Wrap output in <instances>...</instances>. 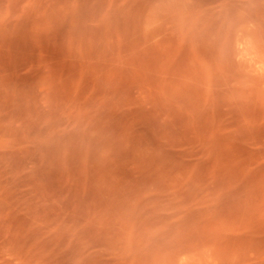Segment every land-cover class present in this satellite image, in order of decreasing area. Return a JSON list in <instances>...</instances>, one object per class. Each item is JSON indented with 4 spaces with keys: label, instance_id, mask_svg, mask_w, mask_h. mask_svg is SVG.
I'll list each match as a JSON object with an SVG mask.
<instances>
[{
    "label": "rangeland",
    "instance_id": "374dc122",
    "mask_svg": "<svg viewBox=\"0 0 264 264\" xmlns=\"http://www.w3.org/2000/svg\"><path fill=\"white\" fill-rule=\"evenodd\" d=\"M0 264H264V0H0Z\"/></svg>",
    "mask_w": 264,
    "mask_h": 264
}]
</instances>
